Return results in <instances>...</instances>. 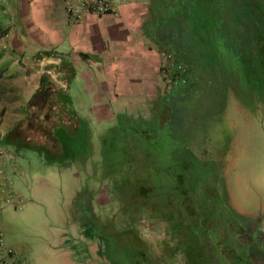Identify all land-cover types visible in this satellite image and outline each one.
Segmentation results:
<instances>
[{
	"label": "rangeland",
	"instance_id": "374dc122",
	"mask_svg": "<svg viewBox=\"0 0 264 264\" xmlns=\"http://www.w3.org/2000/svg\"><path fill=\"white\" fill-rule=\"evenodd\" d=\"M173 5L161 33L184 76L168 102L149 100L156 116L142 109L147 146L124 119L135 110L96 118L84 81L67 89L55 61L29 63L0 43V135L15 153L0 231L34 264H187L186 253L218 264L203 247L227 228L264 229V0Z\"/></svg>",
	"mask_w": 264,
	"mask_h": 264
},
{
	"label": "crops",
	"instance_id": "0c3cea01",
	"mask_svg": "<svg viewBox=\"0 0 264 264\" xmlns=\"http://www.w3.org/2000/svg\"><path fill=\"white\" fill-rule=\"evenodd\" d=\"M112 3L113 13L86 15L72 22L66 14L65 0H0V31H9L0 43L29 63L37 58L55 61L52 69L64 78L67 89L74 78L84 81L90 93H98L91 108L96 118L102 117V110L106 115L111 113L109 120L125 108L150 110L149 100L167 87L163 76L168 56L158 45L159 39L149 34L155 28L153 15L161 7L156 0ZM50 70L45 69L47 73ZM5 136L8 134L0 135V204L7 191V162L15 155ZM3 244L5 249H12L19 264H34L32 255L24 249L6 241Z\"/></svg>",
	"mask_w": 264,
	"mask_h": 264
},
{
	"label": "trees",
	"instance_id": "16d2710c",
	"mask_svg": "<svg viewBox=\"0 0 264 264\" xmlns=\"http://www.w3.org/2000/svg\"><path fill=\"white\" fill-rule=\"evenodd\" d=\"M173 1L174 0H156L158 7L160 6L161 9L159 10V12L157 11L153 17H154V29H151L149 34L151 35V38H153L154 40L159 39L158 45L161 47L163 53L166 54V56H168V64L165 67V72H164V76H163V80H165L167 82V87L166 90L164 92L158 93L157 95V100H156V104L159 103V101H161V99H163V101L166 103L168 102L167 100H164L169 92L173 91L174 88H176L177 86H179V83L181 81V79H183L182 77L184 76L183 73L181 72L182 68V64L179 61V59L175 58V47L172 44L171 41V37H165L162 33L161 30L165 29V30H169L170 26L168 24L169 19L167 17H170V7L173 8ZM155 7V6H154ZM166 24H162L163 22H160L161 20V15L166 14ZM180 20L185 23L186 18L182 16H179ZM156 22V23H155ZM169 34V33H168ZM262 45H264V43H262ZM260 45V46H262ZM260 53L264 55V46H262V49H260ZM178 60V61H177ZM193 77V76H192ZM193 80H195L193 78ZM45 82H47L45 80L44 77H42L40 79V84L44 85ZM147 110V109H146ZM150 114H154L155 116L157 115L156 112V105L153 108H150ZM131 112H133L132 110H129L128 114H131ZM136 114L135 117L133 116H128L124 117V119L126 121H128L127 123L130 124L131 129L134 126V132H135V137L137 139L138 142H142V141H146L145 146H147V142L149 141V139H152L151 137L153 136V128L152 127H138L137 125H142L139 124L138 122L142 121V117H143V113H142V109L141 110H135ZM122 113L117 112L114 117L111 119V121L114 122V120L116 118H120L122 115ZM118 115V117H117ZM153 117V116H152ZM138 118V119H137ZM157 121V120H156ZM140 129V131L138 130ZM124 132V131H122ZM137 134V135H136ZM140 135V136H139ZM143 135V138H141ZM133 140V139H131ZM141 144V143H140ZM147 148V147H146ZM88 158V157H87ZM127 165V164H126ZM128 165H130V162L128 163ZM128 168H132V166L128 167ZM111 174L105 175V177H109ZM84 193L83 191L81 192V196L79 197H83ZM84 200H82V203L80 204V210L87 212V202H85V198L83 197ZM185 208L187 209V207L185 206ZM126 213V210H124ZM184 214H185V210H184ZM187 219V218H186Z\"/></svg>",
	"mask_w": 264,
	"mask_h": 264
},
{
	"label": "flooded vegetation",
	"instance_id": "af4514ba",
	"mask_svg": "<svg viewBox=\"0 0 264 264\" xmlns=\"http://www.w3.org/2000/svg\"><path fill=\"white\" fill-rule=\"evenodd\" d=\"M242 233L240 235L237 228H227L221 239L216 242L209 241V246L203 248L205 250L213 249L214 260L219 262L218 264H237L241 260L242 253L246 254L249 259V262L246 263L242 260V264H264V229H261L260 225L253 221L245 223ZM186 256L187 264H192L188 253H186Z\"/></svg>",
	"mask_w": 264,
	"mask_h": 264
},
{
	"label": "built area",
	"instance_id": "2783aa9c",
	"mask_svg": "<svg viewBox=\"0 0 264 264\" xmlns=\"http://www.w3.org/2000/svg\"><path fill=\"white\" fill-rule=\"evenodd\" d=\"M113 0H65V10L72 22H79L86 15L103 16L113 13ZM0 264H19L13 258V251L4 248L2 234L0 233Z\"/></svg>",
	"mask_w": 264,
	"mask_h": 264
}]
</instances>
